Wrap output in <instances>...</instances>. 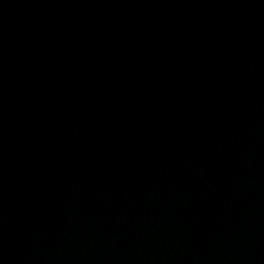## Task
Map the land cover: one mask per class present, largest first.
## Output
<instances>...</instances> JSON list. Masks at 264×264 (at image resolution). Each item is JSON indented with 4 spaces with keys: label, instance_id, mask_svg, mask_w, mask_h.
<instances>
[{
    "label": "water",
    "instance_id": "1",
    "mask_svg": "<svg viewBox=\"0 0 264 264\" xmlns=\"http://www.w3.org/2000/svg\"><path fill=\"white\" fill-rule=\"evenodd\" d=\"M0 264H264V0H0Z\"/></svg>",
    "mask_w": 264,
    "mask_h": 264
}]
</instances>
